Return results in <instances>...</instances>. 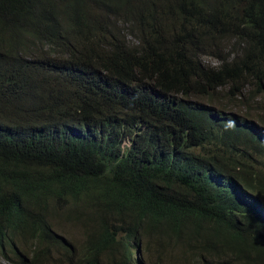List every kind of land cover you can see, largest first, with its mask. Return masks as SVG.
<instances>
[{
  "label": "trees",
  "instance_id": "obj_1",
  "mask_svg": "<svg viewBox=\"0 0 264 264\" xmlns=\"http://www.w3.org/2000/svg\"><path fill=\"white\" fill-rule=\"evenodd\" d=\"M166 2L0 0V255L10 264H264V116L189 101L220 107L251 85L249 67L235 56L176 74L158 49L177 40L185 8ZM206 3L223 9L228 32L245 26L251 66L264 0L188 8L187 22L213 27L203 47L184 49L226 61V29ZM11 34L42 47L38 62ZM56 216L70 220L63 232L82 227L78 250Z\"/></svg>",
  "mask_w": 264,
  "mask_h": 264
},
{
  "label": "clouds",
  "instance_id": "obj_2",
  "mask_svg": "<svg viewBox=\"0 0 264 264\" xmlns=\"http://www.w3.org/2000/svg\"><path fill=\"white\" fill-rule=\"evenodd\" d=\"M159 2L167 4L166 0H148V4H158ZM171 2L177 8H185L184 12L177 18V31L179 36H177L176 41H168L165 43V46H160L158 51L161 55L172 59V64L175 65V73L179 74L182 72L188 64L197 66L203 72L217 71L222 68L226 62H231L235 56H239L245 66L249 67L247 70L250 73V80L252 83L247 86L239 96L234 97L231 100L227 99V103L223 106L225 108H244L246 112H249L248 109H251L253 112L251 111L250 114L264 115V47L255 53V60L250 66V51L246 49V39L241 38L239 33V31L242 32V30L245 29V26L240 22H234L233 31L228 32V28L222 22V20L225 19V14L221 12L223 9L221 7L218 9L212 3H206L210 9L217 10L213 11V13L218 17L219 22H221L226 29L222 34L221 43L226 47L225 54H227L228 51H231V54L226 61L208 56V54L203 58H193L184 48H188L191 45L203 47V43L210 37L208 31H211L213 26L211 28H203L199 24L200 19L187 22V11L188 8L196 9V7L203 4L205 0H171ZM10 38L18 47L20 57L24 61L38 62L36 58L39 56L42 47L40 46L38 48L37 42L26 40L24 37L17 34H11ZM180 39L182 44H180ZM133 42L134 45L139 44L135 40H133ZM215 50V47H210V51ZM211 61H213L214 64H211ZM104 63L107 62L105 61ZM15 69L17 71L27 69L31 72V70L25 67L17 66ZM250 91L252 92V96L249 95ZM217 92L223 96L229 95L230 86H218Z\"/></svg>",
  "mask_w": 264,
  "mask_h": 264
},
{
  "label": "rangeland",
  "instance_id": "obj_3",
  "mask_svg": "<svg viewBox=\"0 0 264 264\" xmlns=\"http://www.w3.org/2000/svg\"><path fill=\"white\" fill-rule=\"evenodd\" d=\"M211 64H214V62L211 61ZM179 98H183V97L179 96ZM189 101H191L192 103H196V104H200V105H204L206 107H209L212 110H214L215 112H222V113H225L227 115L245 118L246 120H253L254 122H256V124H258L257 119L259 120V118H260V116L257 115V114L253 115V116H250V112H246V110L244 108H239V109L232 108V107L225 108L223 105H225L227 102H225L220 107H218V106H215V105H207L208 102L204 101V100L191 99ZM260 130H261L262 133H264V129H260ZM125 144H126V146L129 145L128 142H126ZM55 219H56V220H54L55 230L56 231L58 230L61 235H66V232L68 231L69 232V237L67 235H66V237L68 238L70 243L73 242L75 244V246H76L75 249L78 250L77 249L78 245L76 243H77V241H82V237H81L82 227L72 226L71 225V227H69L68 230L66 229V231L63 232V230L61 228H59L58 222L61 221V220H68V219L66 217H63V216H56ZM68 221L70 222V220H68ZM0 264H10V263L7 262L6 260H4L3 257L0 255Z\"/></svg>",
  "mask_w": 264,
  "mask_h": 264
}]
</instances>
